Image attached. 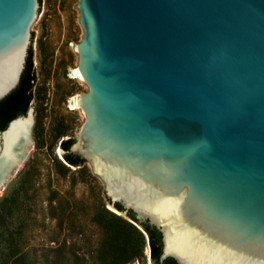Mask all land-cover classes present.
<instances>
[{
	"label": "water",
	"instance_id": "water-1",
	"mask_svg": "<svg viewBox=\"0 0 264 264\" xmlns=\"http://www.w3.org/2000/svg\"><path fill=\"white\" fill-rule=\"evenodd\" d=\"M78 9L88 92L70 151L91 160L109 205L161 233V260L264 264V0ZM42 21L40 0H0V112L25 90ZM31 112L0 132V155Z\"/></svg>",
	"mask_w": 264,
	"mask_h": 264
},
{
	"label": "rangeland",
	"instance_id": "rangeland-1",
	"mask_svg": "<svg viewBox=\"0 0 264 264\" xmlns=\"http://www.w3.org/2000/svg\"><path fill=\"white\" fill-rule=\"evenodd\" d=\"M78 3L40 0L32 145L0 190V264H152L147 236L109 205L91 160L82 156L72 167L61 158L60 142L77 140L86 122L78 105L88 92L77 71L84 34Z\"/></svg>",
	"mask_w": 264,
	"mask_h": 264
},
{
	"label": "trees",
	"instance_id": "trees-1",
	"mask_svg": "<svg viewBox=\"0 0 264 264\" xmlns=\"http://www.w3.org/2000/svg\"><path fill=\"white\" fill-rule=\"evenodd\" d=\"M33 55V54H32ZM36 81L35 70L33 67V62L31 58V69H30V77L26 84L25 90L22 91L12 102H10L1 112H0V132L5 130L8 124L18 118L25 116L30 104L33 100V88ZM75 142L74 139H67L60 142V148L63 151L62 160L65 164L72 167L81 166L85 159L80 156L73 154L70 151L72 144ZM116 210H118L116 203L114 204ZM108 214V211H106ZM113 217H116L112 214ZM129 220L135 223V226H138L147 236L148 239V248L149 255L152 264H177L175 261H167L166 258L161 260L162 254V238L161 233L153 227L148 221H140L136 218V216L126 215ZM132 224L127 223L128 227L134 232L141 235L140 231Z\"/></svg>",
	"mask_w": 264,
	"mask_h": 264
},
{
	"label": "bare ground",
	"instance_id": "bare-ground-1",
	"mask_svg": "<svg viewBox=\"0 0 264 264\" xmlns=\"http://www.w3.org/2000/svg\"><path fill=\"white\" fill-rule=\"evenodd\" d=\"M31 124V117L18 120L5 133L4 150L0 155V179L4 177L8 180L14 170L18 169L20 164L24 162L26 153L29 151L28 148L32 145Z\"/></svg>",
	"mask_w": 264,
	"mask_h": 264
}]
</instances>
